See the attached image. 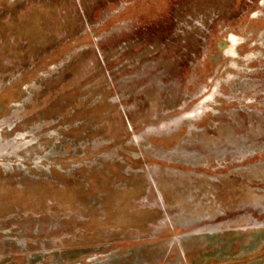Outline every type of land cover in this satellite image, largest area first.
Masks as SVG:
<instances>
[{
	"label": "rangeland",
	"instance_id": "rangeland-1",
	"mask_svg": "<svg viewBox=\"0 0 264 264\" xmlns=\"http://www.w3.org/2000/svg\"><path fill=\"white\" fill-rule=\"evenodd\" d=\"M0 264H264V0H0Z\"/></svg>",
	"mask_w": 264,
	"mask_h": 264
}]
</instances>
